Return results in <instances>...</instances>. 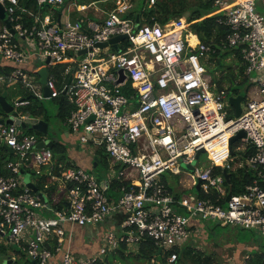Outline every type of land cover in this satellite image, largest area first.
Segmentation results:
<instances>
[{
	"label": "built area",
	"instance_id": "1",
	"mask_svg": "<svg viewBox=\"0 0 264 264\" xmlns=\"http://www.w3.org/2000/svg\"><path fill=\"white\" fill-rule=\"evenodd\" d=\"M113 1L102 18L69 17L51 24L21 0H0L11 24L0 28V57L15 66L7 78L0 75V84L21 81L41 99L39 78L23 64L33 56L43 63L48 59L44 65L51 69L66 64L60 88L48 68L45 82L51 98L65 90L71 109L63 125L80 146L103 149L111 160L107 168H116L115 175L100 180L82 167L53 165L52 149L36 147L43 136L0 124V145L15 155L1 162L0 236L21 244L33 264H98V255L75 254L73 229L103 225L117 215L123 218L104 231L106 245L100 244L99 254L121 245L138 250L150 239L173 264L177 251L203 232L200 219L264 236V0H212L216 22L226 27L222 47L240 52L247 81L256 88L257 96L248 90L237 117H230L227 90H217L205 77L203 62L214 48L201 42L183 17L148 23L133 12L131 0ZM64 2L36 0L39 6ZM145 2L151 6L155 0ZM17 9L31 14L34 23L23 25ZM119 34L127 36L117 43L119 51L111 44L99 46ZM22 38L31 47L21 44ZM29 104V98L18 97L13 110L26 116L17 107ZM240 130L245 136L233 143L231 154L230 139ZM200 149L207 158L202 167L195 160ZM181 164L194 165L196 195L174 192L163 179L166 172L180 174ZM237 167L253 174L241 193L231 191L223 173ZM22 170L49 176L44 188L54 185L57 199L63 193L64 208L53 207L44 190L31 189ZM46 209L51 215L41 214Z\"/></svg>",
	"mask_w": 264,
	"mask_h": 264
},
{
	"label": "trees",
	"instance_id": "2",
	"mask_svg": "<svg viewBox=\"0 0 264 264\" xmlns=\"http://www.w3.org/2000/svg\"><path fill=\"white\" fill-rule=\"evenodd\" d=\"M71 2H74L76 5H89L91 3H98L101 9L102 8L112 9L114 7L113 0H65L64 4L61 5L42 4L40 6L36 3V0H21L20 4L30 12L36 13L40 8L43 7H51L52 9L55 10L57 9V7L60 6L63 7ZM135 3L136 5H134L133 12L143 16L145 21L148 23L158 22L160 24H165L173 18L185 17L186 22L189 23V29L193 33L197 34L199 40L203 43L210 44L214 48V52L210 54L208 60H210V62L212 61L215 62L216 70H220V69L226 70L225 72L226 74L220 75L216 81L217 90L226 89L227 91H231L230 86L229 89L225 86L226 83H229V85L230 84L233 85V83L236 84L247 83V77L244 72L245 66L242 62V57L240 52L235 49H226L222 47V43L226 35V27L216 22L218 14L213 13L215 8L213 7L212 0H155V3L151 6H148L145 0H136ZM143 5L145 7L144 9H142ZM16 13L20 15L21 17L20 21L23 23V25L30 26L34 23V17L31 14H29L27 11H21L20 9H17ZM57 15L58 14L53 13L50 19L51 24L58 22ZM84 16H88L89 18H100L99 14L97 15H94L93 13L79 14V12L76 9H74L71 12L70 18L72 20H75V19L84 18ZM228 54H235L236 58L238 59L239 64L237 66L238 68L237 71L234 67L233 69L232 66L225 64L223 58ZM0 59L2 58L0 57ZM4 61L6 65L3 66L0 65V75L7 78L15 66L10 62L9 64L8 61L6 60ZM65 67L66 64L64 63L56 64L53 69H51V66H47V68L50 71H53L54 74L57 76L58 78L57 84L59 88L61 87L60 84L61 72L64 70ZM68 76L69 75H67V78ZM7 82L8 81H6V83ZM6 87L7 89L9 88L7 84ZM16 87L20 90L18 95L24 98H29L32 101L34 100L32 94L21 89L19 84H17ZM235 89H234L235 93H233L232 95L243 94L239 91H235ZM56 99H58V117L60 118L61 122H64L71 108L70 106L67 105L65 98L63 99L62 102H60V96ZM19 111H21L22 113L30 114L31 116H35L47 120V114L45 112L44 107L41 104L34 106L30 102V104L25 106L23 110L20 109ZM0 116H4L1 107H0ZM23 129L25 133H34V132L38 133L37 131L33 130L30 127H26ZM51 149L53 152V156H54L53 159L55 161V164H57L58 162H67V158H66L67 148L65 144L57 142L54 144V146ZM251 152L252 151L249 150L246 153L249 155ZM6 155L9 156L8 152H6L4 150V147L0 145V174H5V171L1 167L2 160L10 159V158H6L5 157ZM103 156L104 157L101 158L100 156L97 155L98 164L102 163L103 165L106 166L111 165L110 158H106L105 155ZM65 166H69V163L68 165ZM252 178H253L252 172L247 170L245 167H237L236 170L231 172L230 174L229 188L233 193H241L243 192L245 186L251 182ZM49 180H50L49 176L46 175L38 176L35 185L38 188V190L41 189L44 190L49 200V203L53 207L62 209L65 206L63 193H60L58 195V200L57 202H55L53 200V196L56 193V187L54 185H50L48 188H44L45 184H49ZM114 184L115 186H117L118 181H115ZM122 218H123L122 215H117L118 220H121ZM187 246L188 245H185L183 249L177 251L178 253L177 260L173 264H187L185 263L187 261L185 259L190 260V262L194 264H216L212 254H205L204 252L199 251L198 249H194L192 247H187ZM120 247L125 248L126 246L121 245L118 248ZM117 249L115 251H117ZM158 252L159 250L154 245V242H152L150 239H146L141 243L138 251L139 253L138 255L140 259H152L158 256V258H162L165 261L166 258H164V256L161 255L162 253L157 254ZM31 263L33 264V262ZM98 264H108V262L105 261L104 259V261H100ZM248 264H264V251L256 252L255 254H253V256L249 258Z\"/></svg>",
	"mask_w": 264,
	"mask_h": 264
},
{
	"label": "rangeland",
	"instance_id": "3",
	"mask_svg": "<svg viewBox=\"0 0 264 264\" xmlns=\"http://www.w3.org/2000/svg\"><path fill=\"white\" fill-rule=\"evenodd\" d=\"M133 4L136 5V0H131ZM100 8V7H99ZM109 8V7H108ZM144 5L142 9H144ZM101 9V8H100ZM91 9H88L89 11ZM104 10L103 12L109 11L110 9L102 8ZM91 12V11H90ZM135 13V12H134ZM100 15V18L104 16V14L100 11L98 13ZM102 14V15H101ZM185 19V17H183ZM225 64L232 66L238 70L237 66L239 64L238 59L236 58L235 54H228L223 58ZM43 63V62H42ZM205 66L207 67V72L205 74V77L207 81L210 83H216L217 79L220 75L226 74L225 69L216 70L215 68V62L210 60H204L203 62ZM233 68V69H234ZM31 76L34 78H38L37 74L33 73ZM15 83V80H9L7 82V86L9 87V95L7 97V100L12 104L15 99L18 98V93H13V87L12 85ZM2 85V84H1ZM225 86L229 89L231 87V91H227V96L232 95L235 91H239L243 93V95L247 98L250 96L248 93L249 91H252L253 96H257L256 88L253 85H249V82L247 83H241L236 84L233 83V85H229V83H226ZM230 86V87H229ZM20 87L21 89L25 90L27 89V86L20 81ZM230 92V93H229ZM32 101L30 99V102L36 106L41 104L45 112L47 114V120L52 127V130L56 132V135L59 136V139L62 138V131H63V125L58 117V99L56 98H35ZM244 103V101H243ZM13 106V105H12ZM26 106V105H25ZM25 106L17 107L19 110H23ZM230 108V117H234V113ZM22 132H25L23 128H21ZM39 139L43 136L40 133L34 132ZM79 144V143H78ZM85 147V146H82ZM67 148V157L66 158H72L71 155H74V148H72V145L66 146ZM89 154V157H92L94 155H98L101 158H103L105 155L106 158H109L108 154L103 150H98L95 147H86ZM91 155V156H90ZM95 157V156H94ZM197 166H204L207 163L206 153H200L198 157H196ZM93 162V161H92ZM195 162V163H196ZM237 163V162H236ZM181 173L178 175L172 176L168 172L164 173L166 178L169 179L170 182H172V186L174 189L180 190V194H193L196 195V188L191 187V174L194 170V165L187 164L186 166L181 164ZM48 166L42 167V169H46ZM93 174H95L98 179L102 180L106 175H115L116 174V168L115 167H109L107 168L106 165H103L102 163H99L96 167H92L91 171ZM31 174L29 173H22V180L26 183L28 180H37V177L34 174V171L31 170ZM200 223L203 224V232L198 235L197 238H194V242L197 244H193L191 247L194 249H198L199 251L204 252L205 254H212L214 257V261L217 264H248V260L253 254H255L256 251V244L257 243H263L264 244V236L260 234L256 230H249V229H242L237 226L233 225H223L221 223H217V221L213 220H199ZM99 226V225H96ZM100 230L99 232L95 233V237H98V240L102 243V245H106V241L104 239V231L110 227H103L99 226ZM77 237V234L75 232L72 235V239L75 241V238ZM77 242V241H76ZM74 245V244H73ZM76 245V243H75ZM100 247V246H99ZM202 247V249H200ZM121 248V247H120ZM118 248L117 250L119 251ZM133 250L132 248H130ZM262 251H264V247L261 248ZM115 251V250H114ZM113 250H108L106 254H99V248L96 253L92 255H98L99 258H101L102 261L107 260L108 264H130L131 262H134L135 264H150L151 259H138L137 257H133L132 255L124 254L122 257H120L117 253L113 255ZM139 249L136 251L138 252ZM247 256L249 258H247ZM14 257V258H13ZM8 258L12 259L13 261L10 262V264H32L30 261V257L28 254L22 249L21 244L15 243L12 241H9L7 239V236H0V264H7ZM155 259V258H154ZM157 260V263L155 264H168L166 259L165 261L162 258L155 259ZM187 260L185 263L187 264H194L190 262V260ZM156 262V261H155ZM133 264V263H132Z\"/></svg>",
	"mask_w": 264,
	"mask_h": 264
},
{
	"label": "crops",
	"instance_id": "4",
	"mask_svg": "<svg viewBox=\"0 0 264 264\" xmlns=\"http://www.w3.org/2000/svg\"><path fill=\"white\" fill-rule=\"evenodd\" d=\"M100 5L98 3H91L89 5H76L74 2H71L65 6H60V7H57V9H52L51 7H43V8H40L36 14L41 18V19H44L46 20V18L49 20L51 19L53 13L54 14H58V21L62 22L64 21L66 18H69L71 16V12L76 9L79 14H90V13H93L94 15H97L100 11H102V9L99 8ZM88 9H91L89 11H87ZM91 11V12H90ZM6 25L5 21L0 19V28L2 26ZM194 39V37H193ZM21 44L23 45H26V43L29 45V47H31L30 45V41L28 40H25V39H21L20 40ZM24 48V47H23ZM25 49V48H24ZM9 63V62H8ZM10 64V63H9ZM45 63H42L41 61H39L36 57H31L29 58V60L23 64L24 66V69L31 73V75L33 73L37 74L38 78H39V75H38V71L40 70V68H42V66H44ZM0 65L3 66V65H6L5 61L0 59ZM47 68V67H46ZM2 84V83H1ZM0 84V87H1V90H0V93L3 91L4 89V86L3 84L1 85ZM17 84L20 85V82L19 81H15V83L12 85L13 87V93L15 94L16 92L19 94V89L16 87ZM6 87V86H5ZM21 88V87H20ZM7 89V87H6ZM18 89V90H17ZM17 90V91H16ZM25 91L29 92L28 89H25ZM7 92H8V95L10 93L9 89H7ZM30 93V92H29ZM31 94V93H30ZM19 98H21L20 95H18ZM2 117V116H1ZM62 125H63V122H62ZM63 131H62V138L59 139V142L60 143H63L65 144L66 146H69V145H72V148H74L73 152H74V155H71L72 158H67V162H60L62 164H65V165H74L76 167H82L88 171H91V168L94 167L93 166V162L94 161V156L97 157V155H94L92 157H89V153L87 148L86 147H82L80 146V144H78V142L74 139V137L70 136L69 135V132L66 128V126L63 125ZM4 147V145H2ZM4 150L6 152H8L9 156L6 155L5 157L6 158H14L15 155L13 152H9L5 147H4ZM68 155V154H67ZM91 156V155H90ZM98 158V157H97ZM55 164V161L53 159V165ZM170 174V173H169ZM172 176H174V174H171ZM163 179L165 180V182L172 188V190L174 192H180V190L178 189H174V187L172 186V182L169 181L168 178H166L165 175H163ZM36 182V181H34ZM35 184V183H34ZM36 186V185H35ZM37 188V187H36ZM38 189V188H37ZM197 191V190H196ZM58 193V192H57ZM57 193H55L54 197H53V200L56 202L58 199H57ZM43 216H48V215H51V210H44L42 213H41ZM118 221L117 219V216H114V217H110L108 218L107 221H105L103 223V227H107V226H111L113 225V223H116ZM202 224V223H201ZM99 226H102V225H99ZM99 226H76L74 227L73 229V233L75 232V234H77V237L75 238V241L73 240V250L75 251V254L77 256H81V257H88V256H92V254L96 253L101 242L100 240H98V237H95V233L96 232H99L100 230V227ZM203 226V224H202ZM104 233V232H103ZM104 235V234H103ZM77 241V242H76ZM76 243V245H75ZM193 244H197L196 242H194L193 240L192 241H189L188 242V246L187 247H191ZM264 247V244L263 243H257L256 244V251L257 252H260L262 251L261 248ZM199 249V248H198ZM202 249V247L200 248ZM137 250H131L130 248H120L119 251H114L112 254L115 255L116 253L122 257L124 254H127V255H132L133 257V260H134V257H137L138 259L139 258V253L136 252ZM160 252H158L157 254H159ZM162 255V254H161ZM161 257V256H159ZM14 258V257H13ZM13 258L10 259L11 261H13ZM57 258L58 257H55L54 259V262H57ZM106 258V257H105ZM104 258V259H105ZM155 259H158V256L154 257ZM154 258L151 259V263L150 264H155L157 263V260H155ZM165 258V257H164ZM10 261V262H11ZM107 261V260H106ZM156 261V262H155ZM167 261V260H166ZM135 264L134 262H131L130 264ZM168 263V261H167ZM169 264V263H168Z\"/></svg>",
	"mask_w": 264,
	"mask_h": 264
},
{
	"label": "water",
	"instance_id": "5",
	"mask_svg": "<svg viewBox=\"0 0 264 264\" xmlns=\"http://www.w3.org/2000/svg\"><path fill=\"white\" fill-rule=\"evenodd\" d=\"M0 19L5 21L7 27H10L11 24L8 21L6 9L4 5L1 3H0ZM136 22H138V18H136ZM10 31L14 33V30L10 29ZM126 37H127L126 34H119V35H116L110 38V40L107 42L100 43L99 46L104 47V46H107L108 44H111L114 50L119 51L117 43L121 40H124ZM85 51L86 50H82L80 51V53H83ZM48 61L49 60L47 59L46 62L44 63L47 64ZM47 73H48V70L45 65L42 66V68H40V70L38 71L39 83L42 85V92H43L44 98L50 97V90L45 85ZM71 78H72V75L69 76L68 82L71 81ZM7 95H8V92H7L6 87L4 86L3 91L0 93V107L4 113V116L0 117V124H4V123L5 124H15L16 126H19L22 128L30 127L33 130L37 131L38 133L42 134L44 138L41 139L37 143L36 145L37 148L45 147V146L52 148L55 143L59 142V136L56 135V132L52 130V127L50 126L48 120L35 117V116H31L30 114H27V113H25L26 116L20 117L19 113L16 110H13L12 104L7 100ZM64 96H65V90H63L60 95V102L63 101ZM243 100H244L243 94L228 96V103L232 107L235 117L239 116L241 113V102H243ZM243 136H245V132L243 130H240L237 132V134L231 137L230 139V153L231 154H233V149H232L233 143ZM4 147L9 152H13L9 146L4 145ZM203 152H204V149H200L197 152L196 157H198V155ZM97 160L98 158L95 156L94 161H93L94 167H96L98 164ZM22 173L26 174L27 172L22 170ZM223 173H224L226 181L229 183L230 181L229 172L224 170ZM26 184L34 191L37 190L35 184L31 180H28ZM195 188L196 190H199V184H197ZM229 196L230 194L227 195V200L229 199ZM10 261L11 260L9 259L7 264H10Z\"/></svg>",
	"mask_w": 264,
	"mask_h": 264
},
{
	"label": "bare ground",
	"instance_id": "6",
	"mask_svg": "<svg viewBox=\"0 0 264 264\" xmlns=\"http://www.w3.org/2000/svg\"><path fill=\"white\" fill-rule=\"evenodd\" d=\"M193 37H194V36H191V42H192V43H194L195 40H196L195 37H194V39H193Z\"/></svg>",
	"mask_w": 264,
	"mask_h": 264
}]
</instances>
